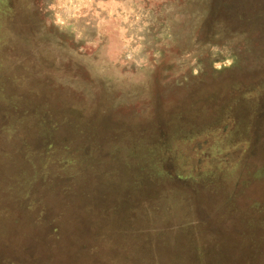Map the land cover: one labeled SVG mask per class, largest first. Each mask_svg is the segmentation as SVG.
Returning <instances> with one entry per match:
<instances>
[{
    "label": "rangeland",
    "instance_id": "374dc122",
    "mask_svg": "<svg viewBox=\"0 0 264 264\" xmlns=\"http://www.w3.org/2000/svg\"><path fill=\"white\" fill-rule=\"evenodd\" d=\"M12 3L0 264H264V0Z\"/></svg>",
    "mask_w": 264,
    "mask_h": 264
},
{
    "label": "trees",
    "instance_id": "16d2710c",
    "mask_svg": "<svg viewBox=\"0 0 264 264\" xmlns=\"http://www.w3.org/2000/svg\"><path fill=\"white\" fill-rule=\"evenodd\" d=\"M261 103H262V97H261ZM259 104H260V102H259ZM258 119H261V117H258ZM262 172H263V170H262ZM262 172L260 174H262ZM68 207H69V204H68V206H66V205L61 206L62 210L57 213L56 220L52 219V221H50V222H53V223H51V225L53 226L51 228V231H52L54 237H56V238L61 237V234L59 232H62V230H65L66 228L67 229L73 228V226L77 220V215L74 214L71 210H69ZM88 214H89V212L88 213L86 212L84 215L87 216ZM96 214L99 215L98 217H102V216L105 217L101 213H96ZM78 215L80 216L82 214H78ZM80 218H83V217H80ZM42 219L44 220V214H43V216L37 215L35 221L37 223H39L40 221H43ZM66 225H67V227H66Z\"/></svg>",
    "mask_w": 264,
    "mask_h": 264
},
{
    "label": "crops",
    "instance_id": "0c3cea01",
    "mask_svg": "<svg viewBox=\"0 0 264 264\" xmlns=\"http://www.w3.org/2000/svg\"><path fill=\"white\" fill-rule=\"evenodd\" d=\"M12 2L10 0H0V7H8V9L12 10L14 4Z\"/></svg>",
    "mask_w": 264,
    "mask_h": 264
}]
</instances>
